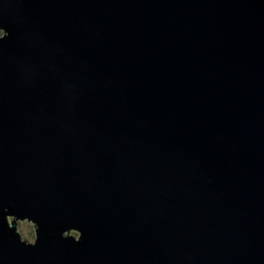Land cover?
Here are the masks:
<instances>
[{
	"label": "water",
	"instance_id": "95a60500",
	"mask_svg": "<svg viewBox=\"0 0 264 264\" xmlns=\"http://www.w3.org/2000/svg\"><path fill=\"white\" fill-rule=\"evenodd\" d=\"M0 30V264H264V0H0Z\"/></svg>",
	"mask_w": 264,
	"mask_h": 264
},
{
	"label": "rangeland",
	"instance_id": "374dc122",
	"mask_svg": "<svg viewBox=\"0 0 264 264\" xmlns=\"http://www.w3.org/2000/svg\"><path fill=\"white\" fill-rule=\"evenodd\" d=\"M18 230L22 233L24 239L35 241V226L29 221H19Z\"/></svg>",
	"mask_w": 264,
	"mask_h": 264
},
{
	"label": "clouds",
	"instance_id": "9594fccd",
	"mask_svg": "<svg viewBox=\"0 0 264 264\" xmlns=\"http://www.w3.org/2000/svg\"><path fill=\"white\" fill-rule=\"evenodd\" d=\"M4 35L3 30H0V37H2Z\"/></svg>",
	"mask_w": 264,
	"mask_h": 264
},
{
	"label": "bare ground",
	"instance_id": "6f19581e",
	"mask_svg": "<svg viewBox=\"0 0 264 264\" xmlns=\"http://www.w3.org/2000/svg\"><path fill=\"white\" fill-rule=\"evenodd\" d=\"M35 226V225H34Z\"/></svg>",
	"mask_w": 264,
	"mask_h": 264
}]
</instances>
